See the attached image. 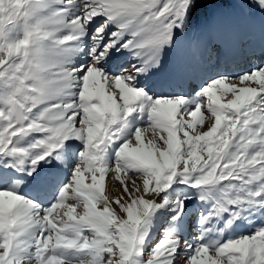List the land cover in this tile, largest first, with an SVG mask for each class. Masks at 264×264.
<instances>
[{
	"label": "snow or ice",
	"instance_id": "obj_1",
	"mask_svg": "<svg viewBox=\"0 0 264 264\" xmlns=\"http://www.w3.org/2000/svg\"><path fill=\"white\" fill-rule=\"evenodd\" d=\"M0 264H264V0H0Z\"/></svg>",
	"mask_w": 264,
	"mask_h": 264
},
{
	"label": "rangeland",
	"instance_id": "obj_2",
	"mask_svg": "<svg viewBox=\"0 0 264 264\" xmlns=\"http://www.w3.org/2000/svg\"><path fill=\"white\" fill-rule=\"evenodd\" d=\"M114 183L115 181L110 178L108 181V187L111 188Z\"/></svg>",
	"mask_w": 264,
	"mask_h": 264
}]
</instances>
